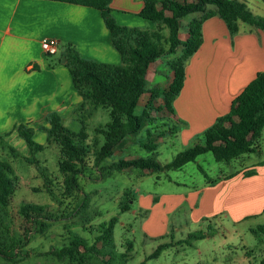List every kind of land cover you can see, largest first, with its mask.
<instances>
[{
	"label": "rangeland",
	"instance_id": "rangeland-1",
	"mask_svg": "<svg viewBox=\"0 0 264 264\" xmlns=\"http://www.w3.org/2000/svg\"><path fill=\"white\" fill-rule=\"evenodd\" d=\"M190 17L182 19V25ZM159 32L164 33V29L159 27ZM159 48L163 50V64L154 81L146 82V90L165 89L172 78L169 62L182 54L179 48L175 54L166 55V40L160 42ZM58 53L48 57L51 65L58 63ZM153 68L155 65L152 71ZM148 98L147 93L142 95L137 114L144 110ZM160 105L163 103L156 100L141 130L122 141L112 156L97 166L93 146H101L103 137L96 135L95 129L110 121L108 111L87 106L84 118L75 114L62 119L72 132H78L83 121L86 143L91 147V154L80 167L81 175L77 176L79 189L69 196L63 193L64 178L58 171L59 149L54 143H46L44 133L37 131L34 137L45 147L34 155V160L48 177L47 183L38 168L26 162L30 155L23 141L24 146L11 145L16 157L8 151L6 142L0 143V160L8 162L18 178L17 189L1 218L0 232L7 242L19 241L14 261L0 257V264H66L58 262L50 251L67 246L70 233L92 245L98 226L113 217L117 218L113 229L117 252H126L128 242L132 245L126 264H140L159 245L167 248L145 264H259L264 259V236L257 237L250 230L264 225V207L244 211V177L247 171L254 175L251 162L264 160V132L256 153L229 163L216 162L207 152L180 170L149 173L130 169L118 173L107 169L113 162L147 157L165 165L180 152L204 142L206 128L188 135L189 124L179 116L177 105L173 104L174 114L159 111ZM182 133L183 139L177 136ZM152 144L156 146L154 151L145 148ZM125 201L128 211L119 213ZM26 204L41 206L44 218L26 220L20 214ZM198 231L210 236L192 241L191 245L179 243ZM87 264H101V260L91 257Z\"/></svg>",
	"mask_w": 264,
	"mask_h": 264
},
{
	"label": "trees",
	"instance_id": "trees-1",
	"mask_svg": "<svg viewBox=\"0 0 264 264\" xmlns=\"http://www.w3.org/2000/svg\"><path fill=\"white\" fill-rule=\"evenodd\" d=\"M92 8L100 12L102 20L110 35L112 47L119 54L121 63L118 65L98 63L83 59L70 45L62 52L64 66L68 70L72 84L81 98L80 105L73 115L84 118L83 112L89 106L92 110L98 108L108 111L110 121L95 129L96 135L103 137L101 146L93 148L94 164L97 166L106 158L112 156L115 148L126 138L137 134L154 102L160 100L163 105L158 110H167L174 114L173 103L179 95L185 78V64L202 44V24L205 20L218 16L225 24L228 32L234 35L238 31V22L253 26L264 32V18L254 16L246 5L237 0H140L143 7L139 17L156 25L154 32L142 31L137 28L120 26L112 15L110 4L112 0H49ZM212 7V10H208ZM201 13L200 19H192L187 25V39L180 41V21L188 16ZM159 27L168 30V37L159 32ZM166 40L168 49L166 55H173L179 48L180 57L169 62L172 78L165 89L157 87L146 90V75L149 67L163 56L159 48L161 41ZM144 93L149 95L144 110L136 113V108ZM87 116V115H86ZM46 127L40 132L46 136V143H54L59 149L58 171L63 176V193L72 195L79 189L77 176L81 175V165L91 154V147L86 143L88 135L83 121L78 132H72L62 124V117L52 113L45 118ZM264 132V71L256 77L236 96L227 114L218 117L203 133L204 142L195 144L177 154L173 160L160 165L151 157L120 160L111 163L107 169L123 172L130 169L147 171L149 173L180 170L186 164L207 152L213 155L216 162L229 163L245 154L256 153L259 141ZM16 133L28 148L30 157L25 160L34 165L41 172L42 178L48 182V177L41 171L34 155L42 152L44 146L34 140L35 131L26 125H19ZM155 145L146 146L150 151ZM15 157V149L7 147ZM252 172L246 173L251 176ZM18 185V178L12 166L0 160V223L4 210L8 207ZM49 190V189H48ZM50 191V190H49ZM128 201L120 205L119 213L128 211ZM43 208L38 205L26 204L20 209V214L28 221L44 218ZM117 218L98 226V236L92 245L75 233H70L69 244L59 250H51L50 255L58 262L66 264H87L91 257H97L101 264H126L132 249L128 244L126 252L118 253L113 238V229ZM41 227L45 225L41 224ZM1 231V230H0ZM40 231H43L41 229ZM250 232L257 236H264V225H259ZM210 236L209 233L193 232L179 243L191 245L192 241L202 240ZM19 241L10 239L5 241L0 232V257L13 262L16 258L15 248ZM167 245H159L140 264L158 258ZM259 264H264V259Z\"/></svg>",
	"mask_w": 264,
	"mask_h": 264
},
{
	"label": "crops",
	"instance_id": "crops-1",
	"mask_svg": "<svg viewBox=\"0 0 264 264\" xmlns=\"http://www.w3.org/2000/svg\"><path fill=\"white\" fill-rule=\"evenodd\" d=\"M237 1L244 3L254 16L264 18V0ZM142 7L140 0H112L110 4L120 26L154 32L156 25L138 16ZM201 15H192L183 25L180 21V41L188 37V23ZM162 35L168 37L166 28ZM46 38L58 41L60 57L54 65L41 49ZM67 45L83 59L121 63L99 11L49 0H0L1 145L6 142L10 147L12 143L24 146L16 133L19 125L32 128L35 137L41 127L47 126L48 115L57 113L62 119L73 116L81 98L61 62ZM162 64L161 58L151 64L146 82L154 81ZM262 71L264 32L239 21L237 33L231 35L218 16L205 20L202 44L185 64L183 87L173 103L179 116L189 124L188 135L207 129L227 114L233 99ZM177 136L183 139L184 133ZM251 165L254 175L244 177V211L264 207V160Z\"/></svg>",
	"mask_w": 264,
	"mask_h": 264
},
{
	"label": "built area",
	"instance_id": "built-area-1",
	"mask_svg": "<svg viewBox=\"0 0 264 264\" xmlns=\"http://www.w3.org/2000/svg\"><path fill=\"white\" fill-rule=\"evenodd\" d=\"M41 49L48 56L56 55L59 52L58 41L53 38H46L41 42Z\"/></svg>",
	"mask_w": 264,
	"mask_h": 264
}]
</instances>
